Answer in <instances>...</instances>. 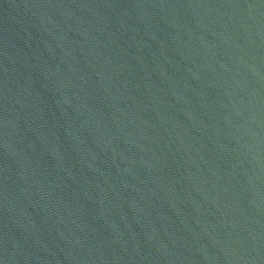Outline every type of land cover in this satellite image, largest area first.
<instances>
[{
	"label": "water",
	"instance_id": "95a60500",
	"mask_svg": "<svg viewBox=\"0 0 264 264\" xmlns=\"http://www.w3.org/2000/svg\"><path fill=\"white\" fill-rule=\"evenodd\" d=\"M0 264H264V0H0Z\"/></svg>",
	"mask_w": 264,
	"mask_h": 264
}]
</instances>
